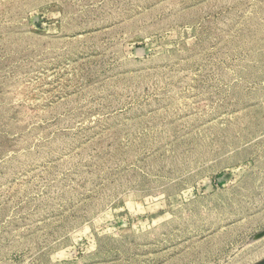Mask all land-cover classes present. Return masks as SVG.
Listing matches in <instances>:
<instances>
[{
    "label": "rangeland",
    "instance_id": "rangeland-1",
    "mask_svg": "<svg viewBox=\"0 0 264 264\" xmlns=\"http://www.w3.org/2000/svg\"><path fill=\"white\" fill-rule=\"evenodd\" d=\"M264 261V0H0V264Z\"/></svg>",
    "mask_w": 264,
    "mask_h": 264
},
{
    "label": "bare ground",
    "instance_id": "bare-ground-1",
    "mask_svg": "<svg viewBox=\"0 0 264 264\" xmlns=\"http://www.w3.org/2000/svg\"><path fill=\"white\" fill-rule=\"evenodd\" d=\"M262 263H264V261L263 262L261 261V263L259 262V264H262Z\"/></svg>",
    "mask_w": 264,
    "mask_h": 264
},
{
    "label": "water",
    "instance_id": "water-1",
    "mask_svg": "<svg viewBox=\"0 0 264 264\" xmlns=\"http://www.w3.org/2000/svg\"><path fill=\"white\" fill-rule=\"evenodd\" d=\"M262 264H264V263H262Z\"/></svg>",
    "mask_w": 264,
    "mask_h": 264
}]
</instances>
